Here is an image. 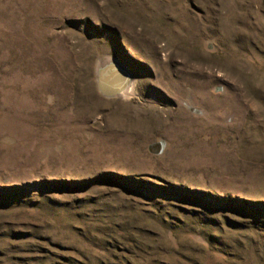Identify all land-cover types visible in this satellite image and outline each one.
I'll return each mask as SVG.
<instances>
[{
	"label": "rangeland",
	"instance_id": "1",
	"mask_svg": "<svg viewBox=\"0 0 264 264\" xmlns=\"http://www.w3.org/2000/svg\"><path fill=\"white\" fill-rule=\"evenodd\" d=\"M0 264H264V0H0Z\"/></svg>",
	"mask_w": 264,
	"mask_h": 264
},
{
	"label": "water",
	"instance_id": "2",
	"mask_svg": "<svg viewBox=\"0 0 264 264\" xmlns=\"http://www.w3.org/2000/svg\"><path fill=\"white\" fill-rule=\"evenodd\" d=\"M132 84L131 72L121 63L111 60L97 68L96 86L99 92L105 97H115ZM165 146L163 140L149 145V150L160 154Z\"/></svg>",
	"mask_w": 264,
	"mask_h": 264
},
{
	"label": "bare ground",
	"instance_id": "3",
	"mask_svg": "<svg viewBox=\"0 0 264 264\" xmlns=\"http://www.w3.org/2000/svg\"><path fill=\"white\" fill-rule=\"evenodd\" d=\"M133 84H131L124 92H123V95L124 94H132L133 92Z\"/></svg>",
	"mask_w": 264,
	"mask_h": 264
}]
</instances>
